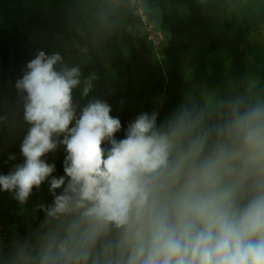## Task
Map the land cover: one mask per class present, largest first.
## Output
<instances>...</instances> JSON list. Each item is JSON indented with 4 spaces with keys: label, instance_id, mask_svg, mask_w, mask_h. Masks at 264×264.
Instances as JSON below:
<instances>
[{
    "label": "clouds",
    "instance_id": "1",
    "mask_svg": "<svg viewBox=\"0 0 264 264\" xmlns=\"http://www.w3.org/2000/svg\"><path fill=\"white\" fill-rule=\"evenodd\" d=\"M76 3L101 40L137 0ZM26 68L15 85L30 125L24 161L0 175V190L24 205L47 180L54 199L36 206L45 218L31 234L0 236V264H264V93L255 83L189 97L160 125L158 112L139 114L117 139L121 120L107 102L77 113L73 91L87 97L95 73L42 50ZM60 144L57 178L42 157Z\"/></svg>",
    "mask_w": 264,
    "mask_h": 264
},
{
    "label": "trees",
    "instance_id": "2",
    "mask_svg": "<svg viewBox=\"0 0 264 264\" xmlns=\"http://www.w3.org/2000/svg\"><path fill=\"white\" fill-rule=\"evenodd\" d=\"M154 1L169 31L160 47L134 30L141 24L134 10L115 32L95 40L76 0H0V116L6 117L0 123V175L24 161L21 144L30 125L23 119L22 94L15 85L41 50L79 64L83 76L99 77L87 97L81 96V88L74 89L73 100L78 114L91 99L107 102L110 114L121 120L117 139L125 137L139 114L158 112L157 123L163 124L189 97L227 95L249 83L264 93V0ZM104 147L110 145L105 142ZM66 155L60 144L42 157L55 164L52 176H65ZM49 188L47 180L34 187L24 205L14 193L0 190V236L5 243L40 226L45 214L36 206L53 202Z\"/></svg>",
    "mask_w": 264,
    "mask_h": 264
},
{
    "label": "rangeland",
    "instance_id": "3",
    "mask_svg": "<svg viewBox=\"0 0 264 264\" xmlns=\"http://www.w3.org/2000/svg\"><path fill=\"white\" fill-rule=\"evenodd\" d=\"M133 10L141 19L140 26L134 30L147 34L158 47L163 46L169 38V31L168 27L161 22L156 1L137 0Z\"/></svg>",
    "mask_w": 264,
    "mask_h": 264
}]
</instances>
